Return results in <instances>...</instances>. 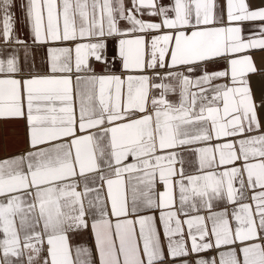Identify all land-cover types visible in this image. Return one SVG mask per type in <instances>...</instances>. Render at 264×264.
Instances as JSON below:
<instances>
[{"label": "snow or ice", "instance_id": "1", "mask_svg": "<svg viewBox=\"0 0 264 264\" xmlns=\"http://www.w3.org/2000/svg\"><path fill=\"white\" fill-rule=\"evenodd\" d=\"M0 18V119L27 144L0 158V264H264V0Z\"/></svg>", "mask_w": 264, "mask_h": 264}, {"label": "crops", "instance_id": "2", "mask_svg": "<svg viewBox=\"0 0 264 264\" xmlns=\"http://www.w3.org/2000/svg\"><path fill=\"white\" fill-rule=\"evenodd\" d=\"M167 2V0H164ZM19 14L17 13V17ZM2 20V18H0ZM17 34L21 37L27 35L26 29L21 25L19 18L16 23ZM252 55L258 68L264 67V51H253ZM251 84L256 94L264 90V74L257 73L251 77ZM27 146L26 129L22 120L0 119V158L19 152Z\"/></svg>", "mask_w": 264, "mask_h": 264}]
</instances>
